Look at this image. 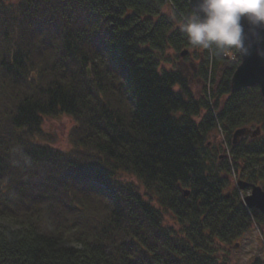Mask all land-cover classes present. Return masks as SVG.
<instances>
[{"label": "trees", "instance_id": "16d2710c", "mask_svg": "<svg viewBox=\"0 0 264 264\" xmlns=\"http://www.w3.org/2000/svg\"><path fill=\"white\" fill-rule=\"evenodd\" d=\"M192 11L187 0H0V264H227L220 245L264 224L239 196L264 191L260 90H231L237 53L188 43ZM184 49L197 94L165 66ZM58 115L73 121L67 150L42 128ZM244 127L258 134L233 144Z\"/></svg>", "mask_w": 264, "mask_h": 264}, {"label": "clouds", "instance_id": "9594fccd", "mask_svg": "<svg viewBox=\"0 0 264 264\" xmlns=\"http://www.w3.org/2000/svg\"><path fill=\"white\" fill-rule=\"evenodd\" d=\"M180 28L191 46L214 56L264 57V0H193Z\"/></svg>", "mask_w": 264, "mask_h": 264}, {"label": "rangeland", "instance_id": "374dc122", "mask_svg": "<svg viewBox=\"0 0 264 264\" xmlns=\"http://www.w3.org/2000/svg\"><path fill=\"white\" fill-rule=\"evenodd\" d=\"M184 51H187V53L180 55L178 52L168 50L165 54L169 62L165 63V66L167 68L177 67V69L184 72L190 80V87L193 93L197 94L201 89V81L198 79V61L194 58L193 49H184ZM72 126L73 121L64 115L43 118V130L52 138L53 145L60 150L70 148L69 132ZM221 137L222 135L218 133L217 137L212 139L211 143L218 146L220 141H222ZM91 177L96 179V176L93 174ZM120 179L125 180L127 176H121ZM231 182L234 185L233 181ZM248 193V191H240L239 196L243 198ZM167 223L169 225L172 224L171 221H167ZM217 256L219 261H225L227 264H255L257 260L263 261L264 224H258L252 221L249 230L243 233L240 238L231 241L229 244H221Z\"/></svg>", "mask_w": 264, "mask_h": 264}, {"label": "water", "instance_id": "95a60500", "mask_svg": "<svg viewBox=\"0 0 264 264\" xmlns=\"http://www.w3.org/2000/svg\"><path fill=\"white\" fill-rule=\"evenodd\" d=\"M190 8L193 9V0H187ZM186 51H182L184 55ZM258 86L260 94L264 102V57L256 54L255 51L246 57H240V64L235 69L231 78V90H240ZM258 134V129L251 131L249 128L236 129L232 134V143H236L241 137ZM187 194V192H184ZM243 204L246 208H255L260 213L264 214V191L259 187H253L249 195L243 199Z\"/></svg>", "mask_w": 264, "mask_h": 264}]
</instances>
